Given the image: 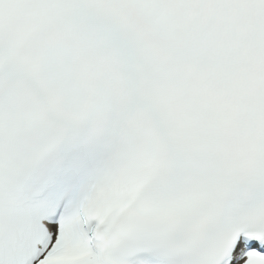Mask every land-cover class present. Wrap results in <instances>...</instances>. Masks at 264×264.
I'll return each instance as SVG.
<instances>
[{
  "label": "snow or ice",
  "instance_id": "6c2138e0",
  "mask_svg": "<svg viewBox=\"0 0 264 264\" xmlns=\"http://www.w3.org/2000/svg\"><path fill=\"white\" fill-rule=\"evenodd\" d=\"M0 264H264V0H0Z\"/></svg>",
  "mask_w": 264,
  "mask_h": 264
}]
</instances>
